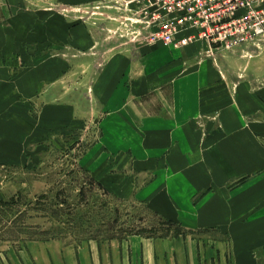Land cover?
Returning <instances> with one entry per match:
<instances>
[{
    "label": "rangeland",
    "instance_id": "obj_1",
    "mask_svg": "<svg viewBox=\"0 0 264 264\" xmlns=\"http://www.w3.org/2000/svg\"><path fill=\"white\" fill-rule=\"evenodd\" d=\"M136 12L130 0H0V264H40L37 245L192 232L136 193L151 173L130 170V147L139 152L149 132L128 107L144 95L196 87L202 144L237 156L239 122L245 143L264 148V38L178 55L147 41ZM220 111L228 129L211 133ZM107 170L122 177L98 180ZM164 174L160 189L173 192L176 175ZM249 176L228 181L230 200Z\"/></svg>",
    "mask_w": 264,
    "mask_h": 264
},
{
    "label": "crops",
    "instance_id": "obj_2",
    "mask_svg": "<svg viewBox=\"0 0 264 264\" xmlns=\"http://www.w3.org/2000/svg\"><path fill=\"white\" fill-rule=\"evenodd\" d=\"M175 51L179 53L175 52L174 57L198 52L197 47ZM147 80L149 76L143 83ZM196 96V87L189 94L173 86L170 95H144L140 99L143 103L135 99L134 107H128L131 117L139 114L140 129L149 132L145 145L140 143L139 152L138 146L130 147L133 154L130 170L134 169L136 175L140 171L151 173L136 193L145 194L148 205L162 218L180 222L192 232L166 237L138 234L120 239H92L76 246L52 243L47 249L37 245L40 264H264L261 253L264 250V148L260 143L251 147L245 143L246 129L239 122L232 127L237 136L241 133L238 139L234 137L235 142L240 138L237 156L213 149L211 141L205 140L202 144L194 123L198 111L202 110L198 103L201 98ZM154 102L163 112L152 110L150 105ZM219 117L221 128L212 131L216 126L207 125L211 133L228 129L222 111ZM106 147L112 150L111 146ZM137 153L139 158L135 157ZM96 161H93V170L100 174L102 165L95 167ZM107 162L114 163L112 158L102 163L110 167ZM168 171L176 175L173 192L160 189L164 172ZM247 174L252 176L230 200L224 187L228 181ZM107 176L110 180L122 177L107 170L105 177L98 180L106 181ZM133 179L134 176H126L124 180L131 185ZM222 233L228 236L225 239L214 236Z\"/></svg>",
    "mask_w": 264,
    "mask_h": 264
},
{
    "label": "built area",
    "instance_id": "obj_3",
    "mask_svg": "<svg viewBox=\"0 0 264 264\" xmlns=\"http://www.w3.org/2000/svg\"><path fill=\"white\" fill-rule=\"evenodd\" d=\"M148 42L200 54L258 46L264 0H130Z\"/></svg>",
    "mask_w": 264,
    "mask_h": 264
}]
</instances>
